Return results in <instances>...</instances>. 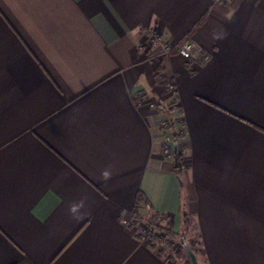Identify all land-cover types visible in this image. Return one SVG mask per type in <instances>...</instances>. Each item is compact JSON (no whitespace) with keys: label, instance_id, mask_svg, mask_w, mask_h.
<instances>
[{"label":"crops","instance_id":"obj_1","mask_svg":"<svg viewBox=\"0 0 264 264\" xmlns=\"http://www.w3.org/2000/svg\"><path fill=\"white\" fill-rule=\"evenodd\" d=\"M134 211L264 264V0H0V264H187Z\"/></svg>","mask_w":264,"mask_h":264},{"label":"trees","instance_id":"obj_2","mask_svg":"<svg viewBox=\"0 0 264 264\" xmlns=\"http://www.w3.org/2000/svg\"><path fill=\"white\" fill-rule=\"evenodd\" d=\"M166 111L168 114H170V108L166 106ZM165 128L173 131V143H177V140L179 137L182 136L181 131L178 133H174V125L172 122V118L169 116V120L165 123ZM175 159L178 162L181 159V156L178 153H175ZM137 202H144L146 203V199L143 196L142 193L137 194ZM133 218L136 220H142L146 222V226L149 228H152L154 230H162L165 235L167 236L166 239V245L168 247H171L175 240L178 241V249L176 252H178L177 255L182 254L186 258L187 264H189L188 259L184 252V246L183 242L185 241L186 244L189 245L191 250L195 253L198 262H200V258H203V251L199 245L198 242V235L195 234L196 230L195 227L190 219V217L186 213H182L181 220L179 223V228L177 230H174L173 223L169 221L164 215H159L157 213H151L149 216H147L146 219H141L139 215L136 213V211L133 212ZM166 221L164 225H160L157 222H163ZM150 234V233H149ZM151 236V235H150ZM204 263V262H203Z\"/></svg>","mask_w":264,"mask_h":264},{"label":"built area","instance_id":"obj_3","mask_svg":"<svg viewBox=\"0 0 264 264\" xmlns=\"http://www.w3.org/2000/svg\"><path fill=\"white\" fill-rule=\"evenodd\" d=\"M145 48L149 51L155 52L156 54L158 53L161 56H168L171 51L175 50L180 56L187 60L202 52L201 47L190 39H182L177 43H170L152 29H148L146 31ZM166 146L167 145L165 144V147ZM124 222H127L132 227L138 229L140 236L147 238L151 243L158 245H162L164 243V239L161 234L154 231L152 228L145 226L141 221L131 218Z\"/></svg>","mask_w":264,"mask_h":264},{"label":"rangeland","instance_id":"obj_4","mask_svg":"<svg viewBox=\"0 0 264 264\" xmlns=\"http://www.w3.org/2000/svg\"><path fill=\"white\" fill-rule=\"evenodd\" d=\"M168 130V133H167V135H168V137H169V144L171 145V144H173V131L172 130H169V129H167ZM174 133H175V131H174ZM166 144H168L167 142H166ZM181 153H183V150H181L180 151V154ZM158 224H160V225H164L162 222H157ZM143 224L146 226V222H144L143 221ZM154 230V229H153ZM154 231H156V232H158L159 234H161L162 236H163V239H164V243H163V246H165L172 254H171V256H181L182 254H180V255H177L178 254V252H176L177 251V249H178V241L177 240H175V242L173 243V245L171 246V247H168L165 243V241H166V239H167V236L165 235V233L162 231V230H159V229H157V230H154ZM195 234H196V232H195ZM197 235V234H196ZM169 256H170V254H168ZM183 256V255H182ZM200 260V262H201V264H204L203 263V261H202V258H200L199 259Z\"/></svg>","mask_w":264,"mask_h":264},{"label":"clouds","instance_id":"obj_5","mask_svg":"<svg viewBox=\"0 0 264 264\" xmlns=\"http://www.w3.org/2000/svg\"><path fill=\"white\" fill-rule=\"evenodd\" d=\"M103 177L105 180L110 178V172L109 171H104L102 173ZM84 207V201L81 200L79 203H72L69 206V212L74 215L76 219L82 218V213L81 209Z\"/></svg>","mask_w":264,"mask_h":264},{"label":"water","instance_id":"obj_6","mask_svg":"<svg viewBox=\"0 0 264 264\" xmlns=\"http://www.w3.org/2000/svg\"><path fill=\"white\" fill-rule=\"evenodd\" d=\"M183 246H184V252L188 259L189 264H200L197 260L195 253L191 250L189 245L185 243V241L183 242Z\"/></svg>","mask_w":264,"mask_h":264}]
</instances>
